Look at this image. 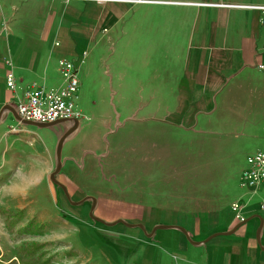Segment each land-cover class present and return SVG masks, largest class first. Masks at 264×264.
<instances>
[{
    "label": "crops",
    "instance_id": "1",
    "mask_svg": "<svg viewBox=\"0 0 264 264\" xmlns=\"http://www.w3.org/2000/svg\"><path fill=\"white\" fill-rule=\"evenodd\" d=\"M216 1L0 0V109L16 103L15 91L6 86L9 75L16 86L58 88L64 85L58 61L66 58L75 61L88 98L82 114H93L95 122L81 119L79 131L65 142L62 157L79 160L86 150L105 151L106 124L98 118L111 104L125 118L154 117L201 132L252 130L264 143V20L259 10L245 8L264 6V0H224L232 5L224 8L214 5ZM96 96L103 98V110L92 98ZM13 120L9 115L0 123V246L10 240L3 226L12 221L16 231L50 225L79 253L75 239L80 224H92L90 205L86 201L73 205L51 180L56 165L51 132L12 124ZM117 142L120 150L129 145L127 138L109 141L104 174L92 154L83 157L81 167L67 161L61 168L56 176L72 202L93 194L96 213L107 222H143L148 232L159 223L176 224L195 241L248 220L231 235L218 234L201 247L174 229H158L162 230L158 240L180 264H264V181L236 199L242 203L240 219L228 208L183 212L117 201L103 193L110 187L133 189L118 180L110 184V174L118 176L109 174L110 166L117 170L120 163L112 158ZM139 158L144 162L146 157ZM143 162L139 167L147 176ZM95 223L106 235L148 238L140 228ZM158 235L155 232L152 239Z\"/></svg>",
    "mask_w": 264,
    "mask_h": 264
},
{
    "label": "rangeland",
    "instance_id": "2",
    "mask_svg": "<svg viewBox=\"0 0 264 264\" xmlns=\"http://www.w3.org/2000/svg\"><path fill=\"white\" fill-rule=\"evenodd\" d=\"M99 83L104 87L103 80ZM92 98L96 102L99 100L98 104L102 110L105 108L101 103L103 98L98 96ZM87 99L85 88L80 87L77 108L81 112H85L87 108ZM108 109V112H102L98 118L106 124L105 131L109 128L114 129L118 114H120L119 121L122 122L119 129L108 136L110 137L108 141L113 137L127 138L129 143L120 150V144L117 142L114 151L116 155L112 158H118L119 160L115 161L120 163L117 170L110 166L109 174L117 172L118 176L114 177L110 174V184L111 181L118 180L122 185L132 184L133 189L123 191L117 189V191L110 187L111 191L103 193L104 195L121 202L142 204L147 208L165 206L183 212L228 208L227 212H231L229 207L231 202L240 199L241 195L248 191L238 185L241 172L247 157L264 147L262 138L252 134V130L250 133L247 131L239 133L238 130L231 128L207 132L198 131V127L186 130L187 126L178 128L166 122V124L161 123L163 121L140 122V118L137 117H134L135 120H126L112 104ZM82 121H89V124L95 122L91 113L85 114ZM7 122L11 123V120L8 119ZM13 123L17 122L13 120ZM37 130L51 132L55 140L56 153L58 139L52 130L49 128ZM261 137L264 138V135ZM127 148L129 152L125 153ZM142 155L146 157L144 162L140 158L138 161V157ZM102 161L103 159L99 160L101 172L104 174ZM142 162L146 167L147 176L142 172V167H139L142 166ZM116 220L118 219L110 221ZM94 221H90L92 224H80L82 228L75 239L79 253L74 252L62 240L59 236L60 229V233L55 234L52 226L37 224L35 229L16 231L15 223L7 221V226H3V229L10 240L7 245L0 246V264L10 262L18 264L16 254L18 247L33 242L44 245L41 251L46 253V258L52 256L50 264H180L161 247L158 239L162 230L156 231V235L157 233L159 235L154 239H126L104 234L99 230L101 225ZM132 250L133 252H130Z\"/></svg>",
    "mask_w": 264,
    "mask_h": 264
},
{
    "label": "built area",
    "instance_id": "3",
    "mask_svg": "<svg viewBox=\"0 0 264 264\" xmlns=\"http://www.w3.org/2000/svg\"><path fill=\"white\" fill-rule=\"evenodd\" d=\"M87 1L101 4L124 0ZM214 5L223 8L232 6L224 0H217ZM245 8L259 10L262 16L261 19L264 20V6L254 5L245 6ZM84 58L85 54H83L82 60H84ZM58 69L64 81V85L58 88H48L37 84H30L27 87L16 86L13 75L7 77L6 86L9 90L15 91V107L22 120H33L44 123L74 117L80 120L83 119L84 114L77 108L80 83L76 63L74 60L61 58L58 61ZM263 181L264 147L247 157L238 185L242 189H254L260 186V183ZM241 208L242 203L240 200H234L230 204V211H232L237 219L241 218Z\"/></svg>",
    "mask_w": 264,
    "mask_h": 264
},
{
    "label": "water",
    "instance_id": "4",
    "mask_svg": "<svg viewBox=\"0 0 264 264\" xmlns=\"http://www.w3.org/2000/svg\"><path fill=\"white\" fill-rule=\"evenodd\" d=\"M12 116V119H14L16 122L24 125V126H34L36 128H39V129H44V128H49L50 130H52V132L56 135L57 139H58V142H57V149H56V153H55V161H56V165H55V169L51 172V180L53 181V183L55 185H57L61 190H63L68 198V200L73 204V205H77L79 204L80 202L82 201H85V200H90L92 202V207L90 209V213H89V217L90 219L93 221L95 220L96 222H100L106 226H114V225H117V224H123V225H126L127 227H130V228H140L142 229L143 233L147 235L148 238H153L155 236V232L156 230L158 229H164V230H170V229H174V230H178L180 231L181 233H183L185 235V237L187 238V240L193 245V246H196V247H201L203 245H205V243L209 240V238L211 237H214L218 234H223V235H231L232 233H234L235 229L238 228L239 226L243 225L246 223V221L248 220H245V221H240L233 229H231V231H228V232H224V233H216L214 235H211L210 237L204 239V240H201V241H195L192 239L190 233L182 226L180 225H176V224H156L155 227L150 231L148 232L147 231V228L145 226V224L143 222H139V223H131L129 221H127L126 219H118L116 221H105L103 219H101L100 217L96 216L93 214V211L95 210L96 208V203H97V198L95 196H87L85 197L83 200L81 201H77V202H72L71 200V197L70 195L68 194V191L66 190V187L65 185L62 183V182H59L58 179H57V174L61 171V168L64 166V164L67 162V161H72L75 165H78V166H83V157L85 155H88V154H92L93 156H95L97 159H99L100 161L105 158L108 153H109V146H110V143L108 141V136L111 135L112 133L116 132L122 125V122L119 121V118H120V114H118V117H117V121L116 123L114 124V129L111 128L109 129L106 134H104L102 140L104 142V144H106V148H105V152L101 153V154H97L95 151L93 150H86L83 152V157L79 160H74L72 158H66V157H62V149L64 147V144L67 140H69L71 137H73L75 135V133H77L79 131V126H80V119L79 118H69V119H59L57 121H52V122H37V121H33V120H29V121H26V120H22L21 117L18 115L17 113V109L16 107L13 105H10V104H7L5 106H3L1 109H0V123L2 121H5L8 117ZM126 120H135L134 117H129V118H126ZM141 121H150V120H157V121H163V122H166V120L164 119H159V118H151V119H140ZM262 220V219H261ZM261 226H260V231H259V236L261 235Z\"/></svg>",
    "mask_w": 264,
    "mask_h": 264
},
{
    "label": "trees",
    "instance_id": "5",
    "mask_svg": "<svg viewBox=\"0 0 264 264\" xmlns=\"http://www.w3.org/2000/svg\"><path fill=\"white\" fill-rule=\"evenodd\" d=\"M43 247L44 245L38 242L19 246L16 252L18 264H50L52 256L46 258V253L41 251Z\"/></svg>",
    "mask_w": 264,
    "mask_h": 264
},
{
    "label": "flooded vegetation",
    "instance_id": "6",
    "mask_svg": "<svg viewBox=\"0 0 264 264\" xmlns=\"http://www.w3.org/2000/svg\"><path fill=\"white\" fill-rule=\"evenodd\" d=\"M88 155H90V154H88ZM86 202L88 203V205H90V209H91L92 202L90 200H86ZM96 211H97V209L95 208V210L93 211V214L96 215V216H98L97 213H96Z\"/></svg>",
    "mask_w": 264,
    "mask_h": 264
}]
</instances>
